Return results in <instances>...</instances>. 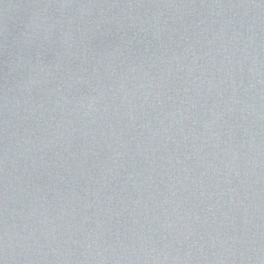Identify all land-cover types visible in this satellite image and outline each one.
Wrapping results in <instances>:
<instances>
[{
	"label": "water",
	"instance_id": "1",
	"mask_svg": "<svg viewBox=\"0 0 264 264\" xmlns=\"http://www.w3.org/2000/svg\"><path fill=\"white\" fill-rule=\"evenodd\" d=\"M0 264H264V0H0Z\"/></svg>",
	"mask_w": 264,
	"mask_h": 264
}]
</instances>
